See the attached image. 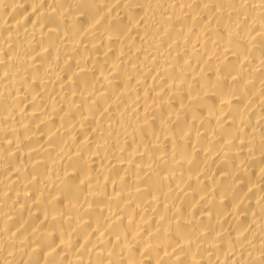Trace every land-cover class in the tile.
<instances>
[{
	"label": "bare ground",
	"instance_id": "1",
	"mask_svg": "<svg viewBox=\"0 0 264 264\" xmlns=\"http://www.w3.org/2000/svg\"><path fill=\"white\" fill-rule=\"evenodd\" d=\"M0 264H264V0H0Z\"/></svg>",
	"mask_w": 264,
	"mask_h": 264
}]
</instances>
